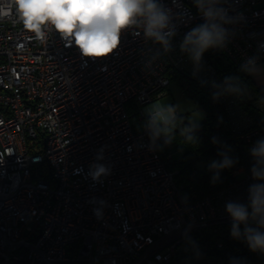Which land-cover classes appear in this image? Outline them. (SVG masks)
Masks as SVG:
<instances>
[{"label":"built area","instance_id":"2783aa9c","mask_svg":"<svg viewBox=\"0 0 264 264\" xmlns=\"http://www.w3.org/2000/svg\"><path fill=\"white\" fill-rule=\"evenodd\" d=\"M160 2L176 27L172 52L125 29L110 53L85 56L51 23L37 37L16 0H0V264H264V254L231 238L226 211L230 201L246 204L255 182L249 149L264 138L258 99V119L231 96L219 99L241 162L229 185L188 198L176 171L129 120L131 107L142 122L144 108L178 73L211 88L220 82L205 56L194 74L179 50L203 22L193 0ZM225 6L243 19L227 26L236 35L220 51L238 67L257 54L264 62V0ZM156 52L160 58L146 68Z\"/></svg>","mask_w":264,"mask_h":264},{"label":"clouds","instance_id":"9594fccd","mask_svg":"<svg viewBox=\"0 0 264 264\" xmlns=\"http://www.w3.org/2000/svg\"><path fill=\"white\" fill-rule=\"evenodd\" d=\"M18 11L25 26L41 37V24L51 23L66 38L73 37L85 56H103L120 43L121 31L142 33L144 40L160 45L163 54L173 51V38L177 35L170 8L160 0H16ZM228 0H193L194 7L203 22L193 26L182 38L179 50L193 65L194 74L203 67L204 54L209 50H224L236 33L231 25L240 23L242 14L229 15ZM264 51V45L260 46ZM161 53L148 57L146 68H151ZM239 72L248 76L264 75V64L259 54L249 56L240 65ZM213 100L232 96L245 98L248 86L240 75H228L222 81H212ZM257 103L264 108V95ZM190 113V115H185ZM140 130L148 137L152 150L163 151L173 143L195 145L201 112L179 102H170L166 94L160 93L145 107ZM212 143L219 145V160H212L208 170L213 173L212 183L220 179L222 170L231 169L238 160L230 153L231 147L213 137ZM252 158L250 168L255 181L248 189L247 203L230 201L226 205L231 217L230 235L243 240L250 251L264 254V138L255 141L249 149ZM103 171V169H101ZM190 239V238H189ZM197 249L195 241H191ZM230 264H244L233 258Z\"/></svg>","mask_w":264,"mask_h":264},{"label":"trees","instance_id":"16d2710c","mask_svg":"<svg viewBox=\"0 0 264 264\" xmlns=\"http://www.w3.org/2000/svg\"><path fill=\"white\" fill-rule=\"evenodd\" d=\"M206 65H211L220 81L228 75H240L248 86L249 95L243 99L232 97L236 106L244 114L250 115L255 119L261 118L259 110L255 108L254 101L264 95V87L257 86L252 78L239 72L238 66L234 65L226 55L220 50H209L205 54ZM182 92L189 96L202 110L203 120L199 123L197 131L198 143L195 145H184V152L180 159L173 160L171 153L166 147L163 151H158L161 158L165 161L167 169L176 171L175 180L183 186L182 195L188 198L192 194L209 193L229 185L233 181L232 169L222 170L220 179L213 184V173L208 170L212 160L221 159L218 156L219 145L212 143V138L219 140L231 147L230 155L241 162V155L238 149V141L235 132L232 131L227 112L223 103L213 100V89L203 81L193 77L190 73L176 74L173 78ZM129 120L135 131L140 130L141 121L138 120L134 109L128 108ZM135 118V123H133ZM181 144L173 143L171 147H179ZM173 151V150H172ZM204 162V171L199 172L196 168V162ZM237 163V164H238ZM236 164V165H237Z\"/></svg>","mask_w":264,"mask_h":264},{"label":"rangeland","instance_id":"374dc122","mask_svg":"<svg viewBox=\"0 0 264 264\" xmlns=\"http://www.w3.org/2000/svg\"><path fill=\"white\" fill-rule=\"evenodd\" d=\"M264 64V63H262ZM255 83V82H254ZM164 94H166L167 98L169 99L170 102L176 103L179 102L185 106H189L194 110H197L201 112L202 117H203V112L202 110L198 107V105L187 95H185L178 84L175 81H171L167 89L165 90ZM145 109V108H144ZM185 115H190V113H185ZM203 120L200 119L199 123ZM133 123H135V118H133ZM173 150V151H172ZM171 153V157L173 160H178L181 158L182 154L186 152V147L184 145H180L179 147H171L168 150ZM196 168L199 172L204 171V162L201 160H198L196 162Z\"/></svg>","mask_w":264,"mask_h":264},{"label":"crops","instance_id":"0c3cea01","mask_svg":"<svg viewBox=\"0 0 264 264\" xmlns=\"http://www.w3.org/2000/svg\"><path fill=\"white\" fill-rule=\"evenodd\" d=\"M264 62H261V64ZM252 80L255 82L257 86L264 87V75L256 77V76H250Z\"/></svg>","mask_w":264,"mask_h":264}]
</instances>
